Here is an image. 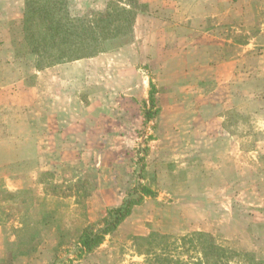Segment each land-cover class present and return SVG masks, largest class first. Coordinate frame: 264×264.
I'll use <instances>...</instances> for the list:
<instances>
[{
    "label": "crops",
    "instance_id": "0c3cea01",
    "mask_svg": "<svg viewBox=\"0 0 264 264\" xmlns=\"http://www.w3.org/2000/svg\"><path fill=\"white\" fill-rule=\"evenodd\" d=\"M165 1L153 0L151 10H164L163 6L171 0ZM180 1L175 6L176 12L167 9L166 15L181 16L182 21L167 22L160 27L151 22L139 49L149 56L158 79L165 81L166 87L161 88L163 101L166 100L164 113H191L192 118L181 124L185 130L181 136L171 138V142L161 140L166 144H183V164L186 162V168L193 175L187 181L188 196L182 208L198 206L211 208L216 213L209 221L199 220L190 232L225 238L236 222L232 193L236 194L239 187L241 191L252 192L254 174L252 167L241 165L239 168L235 138L227 129L223 113L235 110L250 118L259 114L264 117V0H201L198 4ZM24 15L25 0H0V176L5 183L0 187V202L10 198L8 195L16 197L29 192L38 207L54 200L38 178L49 170L46 167L49 161L70 163L80 154L78 150H93L95 146L94 138L88 135L85 141L80 138L78 144L74 143L71 109L60 104L62 97L69 95L63 92L61 82L65 79L64 87L68 80L71 84L77 63L59 64L45 70L29 66L22 74L17 69L20 60L16 57L15 45L23 38L20 24ZM153 16L150 12V21H154ZM258 16L260 19L256 21ZM144 19L145 16H139L138 23ZM14 27H18L20 36L11 43ZM238 35H244L242 42L238 41ZM139 80L138 75L132 96L141 94L136 84ZM66 87L69 91L68 84ZM121 93L126 94L124 88ZM168 124L163 117L161 127L166 128ZM100 152L99 156H103ZM30 161L37 162V171L25 166ZM260 189L255 201L249 194L247 203L250 208H257L258 213L251 231L248 229L239 237L230 235L229 240L234 248L264 261V187ZM216 198L224 199L220 202L225 212L215 210ZM88 199V212L94 211L98 205L96 197L92 195ZM105 206L109 207V202ZM2 230L0 225V258L4 253ZM56 238L54 230L47 236L45 247L58 246L61 242ZM92 254L75 264L86 263ZM44 256L41 255L39 261L44 262L40 264H46ZM15 264H31V257L22 256Z\"/></svg>",
    "mask_w": 264,
    "mask_h": 264
},
{
    "label": "rangeland",
    "instance_id": "374dc122",
    "mask_svg": "<svg viewBox=\"0 0 264 264\" xmlns=\"http://www.w3.org/2000/svg\"><path fill=\"white\" fill-rule=\"evenodd\" d=\"M110 1H114L115 5L121 8L132 9L136 6L142 11L137 14L135 22L127 27L123 13L121 17L113 18V21L107 17ZM187 1L197 4L201 2V0ZM152 2L153 0H68L67 13L80 27L94 28L100 20L104 23L112 21L113 26L115 24L121 26V23H117V19H120L126 29L119 37L104 40L103 51L97 56L61 63H77L75 79L70 80L71 84L69 85L68 80L64 87L65 79L61 82V88H65L63 92L70 96L62 97L60 101L63 108L71 109L70 113L75 125L72 128V131H75L72 133L74 143L78 144L80 138L85 141L88 135L94 138L95 147L93 150L90 148L78 150L80 154H77L76 160H71L70 163L55 159L50 160L46 166L49 170L44 174L46 175L44 185L46 189L48 188V194L52 196L53 193L59 194L66 205L69 204L61 220L62 224L56 230V239L66 244L64 248L66 251L73 249L86 226L82 204L86 203L87 206V220L96 223L102 220L109 210L120 206L127 194L135 187L147 186L155 193L153 197H145L141 205L134 208L124 225L107 236L104 243L90 258H87L84 264L88 262L140 264L144 258L136 254L134 238L149 237L153 232L183 236L193 233L190 232L191 228L199 224V220L204 218L209 221L215 218L216 213L211 208L198 206L182 208L183 200L188 196L185 191L188 187L187 181L192 179L190 177L193 175L189 173V168H186V162L183 164L185 158L183 144L161 142L164 141L163 139L171 142L173 141L171 138L181 136L185 132L181 126L183 120L192 117L191 113L181 111L164 113L166 100L163 101L161 88L166 87L165 81L158 79L157 72L149 62V56L142 54L139 49L140 43L151 27V22L160 27L167 22L182 21L181 16L166 15L167 9L176 12L175 6L181 2L180 0L169 2L166 0L165 2L169 4L163 6L164 10L154 8L151 10ZM143 4H148L145 12H143ZM150 12L154 15V21L149 19ZM141 15L145 16V19L138 23L137 19ZM259 19L258 16L256 21ZM19 36L18 27H14L10 41H15ZM243 36H237L239 42L243 41ZM39 60L41 59H37ZM57 65L59 64L40 69L35 60L20 59L17 69L22 74L28 71L29 66L45 70ZM62 73L68 75L65 71ZM138 75L141 80L136 84L139 85L141 94L135 97L132 96L134 93L132 86ZM121 77H125L126 80H121ZM67 84L69 91L66 90ZM152 85H154L153 97L156 102L154 109H158V113L146 122L145 113L153 106L150 102ZM121 88L125 89L126 94L121 93ZM166 90L168 89L163 91ZM223 116L226 118L227 129L235 138L234 151L237 153L239 168L241 165L252 167L254 174L252 192L241 191L239 187L236 194L232 193V211L236 215L233 230L231 229L225 238L216 237L220 241L230 243V235L239 237L245 235L248 229L251 231L254 218L258 216L255 212L257 208H250L247 203L250 202L249 194L255 201L260 194V187H264L262 176L264 166L261 165L264 162V117L259 114L250 118L235 110L225 111ZM163 117L169 123L166 128L160 125ZM100 151L104 153L103 156H99ZM36 164L37 162L30 161L25 166L31 171H37ZM3 179L4 177L0 176V187L4 183ZM210 179L215 178L210 177ZM54 185L59 186L55 191ZM107 188L112 190H105ZM92 195L96 197L98 205L94 211L88 212V198ZM8 196L13 199L5 197L6 201H2L0 205L1 210L4 211L11 205H17L19 209L23 197ZM216 199L218 201L213 204L215 210L225 212L220 202L224 199ZM108 202L110 206L106 207L105 204ZM10 215L11 222H18L21 213L13 210ZM5 217L7 216L3 215V218ZM65 255L63 252V257Z\"/></svg>",
    "mask_w": 264,
    "mask_h": 264
},
{
    "label": "trees",
    "instance_id": "16d2710c",
    "mask_svg": "<svg viewBox=\"0 0 264 264\" xmlns=\"http://www.w3.org/2000/svg\"><path fill=\"white\" fill-rule=\"evenodd\" d=\"M115 4L114 1L109 2L107 17L113 21V18H119L123 13L127 27L135 22L137 14L142 11L139 10L140 7L133 6L132 9H127ZM142 6L145 12L148 4ZM67 8L68 0H25L24 20L20 24L23 38L17 40L15 45L17 59L35 60L37 67L41 69L50 65L92 58L103 51L104 40L117 38L126 29L120 19H117V23H121V26L116 24L113 26L112 21L104 23L100 20L94 28L80 27L69 17ZM153 93L154 85L150 98L153 106L145 113L146 122L158 113V109H154L156 102ZM45 177L44 174L39 177L40 184H44ZM57 188L59 186L54 185V191ZM153 196L155 193L151 188L135 187L120 206L109 210L103 219L96 223L87 220V206L86 203L82 204L86 226L73 249L66 251L65 243L50 249L45 247V240L52 231L60 228L69 204L66 205L59 194L53 193L54 200L45 201L36 207L33 196L29 192H24L22 195L24 200L19 209L17 205H11L3 211L0 206V225L4 241V253L0 258V264H15L22 256L31 257V264H40L39 262H44L39 261L42 259L41 255H45L46 264L80 262L98 249L107 236L116 232L132 215L134 208L141 205L145 197ZM13 210L21 213L18 222L10 221ZM3 215L7 217L3 218ZM134 242L136 254L144 258L140 264H264V261L257 260L254 254L244 253L234 248L231 243L220 241L215 236L203 232L183 236L153 232L149 237L134 238ZM63 252L66 254L64 257Z\"/></svg>",
    "mask_w": 264,
    "mask_h": 264
}]
</instances>
